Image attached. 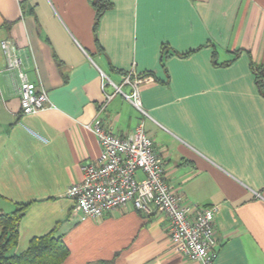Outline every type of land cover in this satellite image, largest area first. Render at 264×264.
I'll return each instance as SVG.
<instances>
[{"label": "crops", "instance_id": "crops-1", "mask_svg": "<svg viewBox=\"0 0 264 264\" xmlns=\"http://www.w3.org/2000/svg\"><path fill=\"white\" fill-rule=\"evenodd\" d=\"M92 1L0 0V212L30 204L15 253L57 228L64 264H201L173 249L155 207L72 214L65 193L101 153L86 126L128 138L143 123L184 205L219 209L213 264H264V97L252 71L264 67V0H107L96 35ZM5 40L51 107L23 114ZM132 69L149 78L147 115L120 94L105 100L115 89L101 73L121 86Z\"/></svg>", "mask_w": 264, "mask_h": 264}, {"label": "built area", "instance_id": "built-area-1", "mask_svg": "<svg viewBox=\"0 0 264 264\" xmlns=\"http://www.w3.org/2000/svg\"><path fill=\"white\" fill-rule=\"evenodd\" d=\"M7 59L6 71L19 81L22 112L34 115L51 107L47 91L32 83L26 73L20 53L10 40L1 42ZM1 75V71H0ZM102 88L114 87V94H105L106 102L120 94L138 111L143 109L140 89L149 78L141 77L132 69L123 76L122 85L113 83L104 73ZM130 87V92L123 91ZM97 138L101 153L96 162H85L80 182L68 188L65 196L74 201L72 214L81 222L99 221L111 211L132 204L139 212L151 213L155 207L170 220V239L173 249L190 260L213 264L217 258L218 241L215 236L217 206L193 211L184 205L183 198L166 183L165 162L156 153L153 141L146 135L143 123L128 138H120L99 122L87 125ZM143 178H138V173Z\"/></svg>", "mask_w": 264, "mask_h": 264}, {"label": "trees", "instance_id": "trees-1", "mask_svg": "<svg viewBox=\"0 0 264 264\" xmlns=\"http://www.w3.org/2000/svg\"><path fill=\"white\" fill-rule=\"evenodd\" d=\"M96 9L94 33L103 14L112 7L107 0H93ZM256 86L264 97V67L252 64ZM30 204H18L12 213L0 212V264H64L70 256V249L57 233V228L30 240L27 249L19 254L20 224Z\"/></svg>", "mask_w": 264, "mask_h": 264}]
</instances>
